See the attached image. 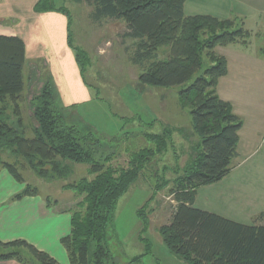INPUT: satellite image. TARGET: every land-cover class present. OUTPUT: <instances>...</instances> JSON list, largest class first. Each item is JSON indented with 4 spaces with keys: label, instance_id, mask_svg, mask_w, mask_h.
I'll return each instance as SVG.
<instances>
[{
    "label": "trees",
    "instance_id": "trees-1",
    "mask_svg": "<svg viewBox=\"0 0 264 264\" xmlns=\"http://www.w3.org/2000/svg\"><path fill=\"white\" fill-rule=\"evenodd\" d=\"M43 1L37 3L38 11L55 10L67 15L69 46L84 77L90 58L73 43L69 9L49 0L44 5ZM186 1L85 0L92 8L90 17L95 23L109 18L125 22L123 37L133 40L132 59L143 67L138 76L142 84L172 87L192 79L180 90L179 97L201 139L198 150L184 166L171 169L172 179L162 177L154 188V193L168 189L177 202L170 222L159 227L165 245L189 264H264V226L242 224L194 205L200 187L221 180L232 170L243 125L231 104L217 94L218 80L227 74L228 63L215 48L237 41L246 43L250 32L234 28L232 19L188 16L184 10ZM162 47L168 48V54L161 59L158 51ZM26 60L24 40L0 34V171L5 168L16 181L23 180L16 165L5 160L3 153L14 157L16 163L23 158L30 169L46 179L69 176L72 163L87 164L88 173L94 177H84L67 186L82 196L76 208L71 209L70 233L61 239L70 264H140L144 256L151 254L152 243L145 241L143 254L122 262L111 249L108 229L121 197L140 178L147 163L172 145L171 131L164 128L161 134L145 132L151 146L133 151L128 167H114L115 152L108 150L94 131H83L65 121L55 104L52 79L44 73L42 87L30 100L37 125L28 135L21 109ZM36 194L37 189L26 187L13 198L20 200ZM45 200L51 205L49 198ZM138 214L143 229H148L147 205ZM2 259H15L21 264H60L23 239L0 241Z\"/></svg>",
    "mask_w": 264,
    "mask_h": 264
},
{
    "label": "rangeland",
    "instance_id": "rangeland-1",
    "mask_svg": "<svg viewBox=\"0 0 264 264\" xmlns=\"http://www.w3.org/2000/svg\"><path fill=\"white\" fill-rule=\"evenodd\" d=\"M49 1L57 7L68 8L71 13L73 43L83 48L90 58L85 72L90 86L83 81V89L70 70L65 93L62 86L57 84L53 71L43 69L44 55L34 53L35 57L32 60L27 58L25 66L26 88L21 109L26 131L32 135V127L37 125L30 100L42 87L44 73H49L52 79L57 95L55 104L65 121L83 131H94L108 150L115 152L116 157L112 161L114 167H128L133 151L151 146L152 143L144 137L145 132L161 134L164 128L171 131L173 143H169L172 145L147 163L140 178L121 197L108 229L111 249L122 262L143 254L145 241H150L153 255L144 256L141 264H155L156 260L171 264L167 258L171 254L163 242L159 227L170 222L177 202L168 189L154 193V188L158 179H172L174 175L171 169L177 165L184 166L198 150L201 139L193 129L189 110L182 106L179 97L180 90L186 88L192 79L172 87L142 84L138 76L143 67L132 59L135 46L132 39L123 37L127 30L124 21L109 18L95 23L90 17L92 8L85 0ZM43 4L46 5L47 0ZM228 19L234 20V28L249 30L252 51L264 48V27L261 26L260 17ZM238 43L244 42L231 44ZM55 50L64 56L61 45H57ZM71 51L75 57L72 48ZM158 52L159 58H165L168 48L162 47ZM63 64L64 67L68 66L69 60L63 58ZM262 151L263 148L248 158H235L232 170L224 178L200 187L198 205L235 220L254 222L264 210V164L258 162ZM2 156L14 163L22 176V182L17 181L23 185L20 191L26 187L37 189L38 194L30 196L39 195L43 200L49 198L52 206L70 208V212L76 208L82 196L67 186L84 177H94L88 173L87 164L72 163L69 176L46 179L30 169L23 158L20 157L16 163V159L8 153ZM13 197L12 200H17ZM146 205L150 225L144 230L138 211ZM23 252L28 253L24 249Z\"/></svg>",
    "mask_w": 264,
    "mask_h": 264
},
{
    "label": "crops",
    "instance_id": "crops-1",
    "mask_svg": "<svg viewBox=\"0 0 264 264\" xmlns=\"http://www.w3.org/2000/svg\"><path fill=\"white\" fill-rule=\"evenodd\" d=\"M39 1L0 0V34L21 37L25 42L28 59L32 60L34 53L44 55L43 69L53 71L57 84L62 86L65 93L70 70L83 89V81L90 86L86 76H82L69 46L67 15L55 10L38 11L36 6ZM184 10L188 16L211 15L220 19L260 17L261 26L264 27V0H187ZM250 37L251 33L245 44L219 45L217 48L216 52L224 56L228 63L227 74L218 80L217 94L231 104L233 113L243 121L239 131L236 158H248L263 148L258 162L264 164V48L252 51ZM57 45L64 48L65 57L56 52ZM63 58L69 60L66 67ZM22 186L6 169L1 170L0 241L7 243L25 239L54 256L60 264H70L68 253L60 241L71 230L70 208L48 205L39 195L12 200L13 195L19 192ZM198 192L194 205L219 214L198 205ZM224 217L242 224L264 226V210L252 223ZM169 252L171 255L167 258L171 264H189L179 255L170 250ZM148 255H153V252ZM143 259L144 257L141 262ZM0 264L21 263L14 259H2ZM155 264L163 262L156 260Z\"/></svg>",
    "mask_w": 264,
    "mask_h": 264
}]
</instances>
